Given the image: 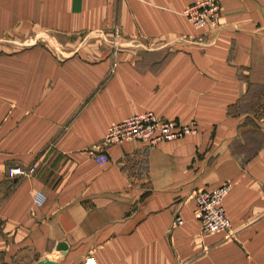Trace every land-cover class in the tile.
<instances>
[{
    "label": "crops",
    "instance_id": "1",
    "mask_svg": "<svg viewBox=\"0 0 264 264\" xmlns=\"http://www.w3.org/2000/svg\"><path fill=\"white\" fill-rule=\"evenodd\" d=\"M200 1L0 0V264H264V0L216 28ZM148 112L197 131L102 145ZM227 182L232 232L203 234L193 192Z\"/></svg>",
    "mask_w": 264,
    "mask_h": 264
},
{
    "label": "built area",
    "instance_id": "2",
    "mask_svg": "<svg viewBox=\"0 0 264 264\" xmlns=\"http://www.w3.org/2000/svg\"><path fill=\"white\" fill-rule=\"evenodd\" d=\"M222 3L221 0H201L185 9L184 14L196 27L210 26L216 28L220 23ZM113 46L117 49L122 31L117 25L114 28ZM197 131L194 125L182 124L178 120L160 118L152 112L134 114L120 123L110 126L103 146L109 143H118L123 140L139 139L146 144H155L163 139L173 140L177 137ZM100 149L103 147L98 146ZM94 152V150H93ZM95 160L105 165L110 161L108 152L94 153ZM37 166L25 167L14 166L8 170V175L13 178H22L35 173ZM232 184L227 182L217 187H207L195 190L193 196L197 202L196 214L201 221L203 234L228 231L232 232V218L226 212L224 197L227 195ZM36 204L43 205L47 195L37 190L35 195ZM182 218H178L180 223ZM81 264H88L83 262Z\"/></svg>",
    "mask_w": 264,
    "mask_h": 264
},
{
    "label": "rangeland",
    "instance_id": "3",
    "mask_svg": "<svg viewBox=\"0 0 264 264\" xmlns=\"http://www.w3.org/2000/svg\"><path fill=\"white\" fill-rule=\"evenodd\" d=\"M35 36H36V35H35ZM35 40H36V37H34V35H31V37H29L28 40H26L25 43H26V44H31V43H32L33 41H35ZM112 40H113V38H110V39L107 40L106 43L114 48L113 43H112ZM114 49H115V48H114Z\"/></svg>",
    "mask_w": 264,
    "mask_h": 264
},
{
    "label": "water",
    "instance_id": "4",
    "mask_svg": "<svg viewBox=\"0 0 264 264\" xmlns=\"http://www.w3.org/2000/svg\"><path fill=\"white\" fill-rule=\"evenodd\" d=\"M68 246V244L67 243H65V242H60L59 244H58V247L61 249V250H63V251H66L67 250V247Z\"/></svg>",
    "mask_w": 264,
    "mask_h": 264
}]
</instances>
